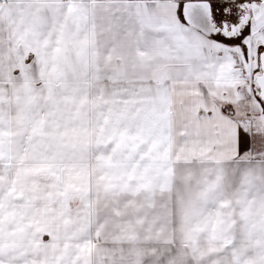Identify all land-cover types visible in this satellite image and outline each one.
<instances>
[{"label":"snow or ice","instance_id":"snow-or-ice-1","mask_svg":"<svg viewBox=\"0 0 264 264\" xmlns=\"http://www.w3.org/2000/svg\"><path fill=\"white\" fill-rule=\"evenodd\" d=\"M0 264H264V0H0Z\"/></svg>","mask_w":264,"mask_h":264}]
</instances>
